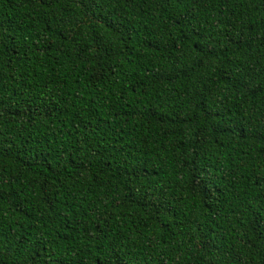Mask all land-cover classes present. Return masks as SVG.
<instances>
[{
	"label": "trees",
	"instance_id": "1",
	"mask_svg": "<svg viewBox=\"0 0 264 264\" xmlns=\"http://www.w3.org/2000/svg\"><path fill=\"white\" fill-rule=\"evenodd\" d=\"M0 264H264V0H0Z\"/></svg>",
	"mask_w": 264,
	"mask_h": 264
}]
</instances>
